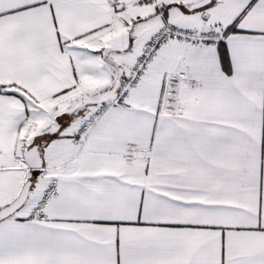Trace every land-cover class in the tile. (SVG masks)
Returning a JSON list of instances; mask_svg holds the SVG:
<instances>
[{
    "label": "snow or ice",
    "instance_id": "obj_1",
    "mask_svg": "<svg viewBox=\"0 0 264 264\" xmlns=\"http://www.w3.org/2000/svg\"><path fill=\"white\" fill-rule=\"evenodd\" d=\"M0 264H264V0H0Z\"/></svg>",
    "mask_w": 264,
    "mask_h": 264
}]
</instances>
